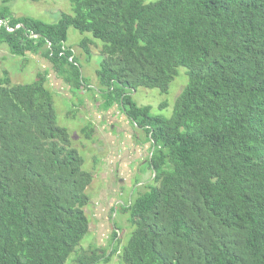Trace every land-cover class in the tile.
Listing matches in <instances>:
<instances>
[{
    "label": "trees",
    "instance_id": "trees-1",
    "mask_svg": "<svg viewBox=\"0 0 264 264\" xmlns=\"http://www.w3.org/2000/svg\"><path fill=\"white\" fill-rule=\"evenodd\" d=\"M10 1L0 20L13 30L0 26V44L40 53L71 89L84 76L70 27L102 42L97 91L147 132L153 182L120 205L132 227L122 249L115 228L111 253L80 251L94 175L58 123L47 75L14 84L5 70L0 264H97L116 253L125 264H264V0H70L56 23L15 16ZM95 43L79 44L90 57ZM180 67L188 82L171 116L138 105L139 87L166 94Z\"/></svg>",
    "mask_w": 264,
    "mask_h": 264
},
{
    "label": "rangeland",
    "instance_id": "rangeland-1",
    "mask_svg": "<svg viewBox=\"0 0 264 264\" xmlns=\"http://www.w3.org/2000/svg\"><path fill=\"white\" fill-rule=\"evenodd\" d=\"M144 1L148 3L156 0ZM2 2L0 0V4ZM8 4L15 16H30L48 23H56L63 12L72 13L70 0H11ZM85 38L96 42L90 45V57L79 44ZM66 45L73 49L81 64L84 85L80 89H71L40 53L15 56L5 44H0V77L6 70L14 84H30L37 79L39 72L47 75L46 87L53 94L58 123L68 129L73 146L84 157L83 168L94 175L86 190L91 200L84 207L90 229L79 249H97L109 254L113 230H121L118 236L119 249L127 242L132 230L126 217L120 213L121 203L134 199L153 182L152 171L147 165L151 143L147 132L136 127L119 105L107 109L105 98L97 91L99 84L96 70L103 58L102 42L89 32L81 33L70 27ZM186 70L185 67L179 68L168 93L162 94L157 88L139 87L133 93L135 101L140 106H151L154 115L171 116L176 99L188 82ZM162 103H166L165 108H160ZM89 124L94 130L90 137L82 132V128ZM76 252L72 253L69 260ZM97 264L125 263L116 253L109 262Z\"/></svg>",
    "mask_w": 264,
    "mask_h": 264
},
{
    "label": "built area",
    "instance_id": "built-area-1",
    "mask_svg": "<svg viewBox=\"0 0 264 264\" xmlns=\"http://www.w3.org/2000/svg\"><path fill=\"white\" fill-rule=\"evenodd\" d=\"M6 26L8 30H13L12 28H10L8 25H7V22L4 20V19H1L0 20V26ZM19 26V25H18ZM36 36V35H34Z\"/></svg>",
    "mask_w": 264,
    "mask_h": 264
}]
</instances>
